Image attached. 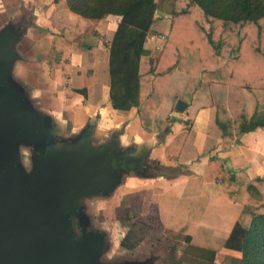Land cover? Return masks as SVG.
Segmentation results:
<instances>
[{"label": "crops", "instance_id": "0c3cea01", "mask_svg": "<svg viewBox=\"0 0 264 264\" xmlns=\"http://www.w3.org/2000/svg\"><path fill=\"white\" fill-rule=\"evenodd\" d=\"M156 2L141 74L153 70L172 32V1ZM120 20L82 19L66 0H0V36L7 32L4 54L9 57L0 86L15 91L38 120L39 136L45 137L43 150L28 149L30 161L18 146L16 165L33 178L36 155L48 151L72 158L85 146L91 165L103 150L115 155L109 184L76 193L68 209L54 218L57 240L67 238L78 247L97 242L95 264H153L152 251L141 259L135 253L136 234L126 219L130 214L145 223L153 218L164 230L190 237L193 247L216 251V257H241L224 244L246 207L222 197L220 181H206L205 173L211 159L219 157L240 178L264 179V129L245 134L232 129L233 146L223 150L225 135L218 123L263 111L264 90L214 83L176 70L153 112V127L146 129L142 108L116 110L110 99L109 44ZM52 64L60 65L53 75ZM190 82L198 85L192 95L186 92ZM180 101L187 104L182 112L177 110ZM186 122L190 134L179 160L171 162L166 149Z\"/></svg>", "mask_w": 264, "mask_h": 264}, {"label": "trees", "instance_id": "16d2710c", "mask_svg": "<svg viewBox=\"0 0 264 264\" xmlns=\"http://www.w3.org/2000/svg\"><path fill=\"white\" fill-rule=\"evenodd\" d=\"M171 1V36L153 70L141 74V59L149 54L145 43L156 21V0H66L70 10L82 19L121 17L109 44L110 99L116 110L142 108L140 120L146 129L153 127V112L160 107L176 70L214 83L264 90V0ZM51 67L53 75L60 65ZM197 88L190 82L186 92L192 95ZM218 123L225 135L222 149L229 150L233 146L232 129L239 134L264 129V111H256L251 117L243 114L238 121L220 119ZM185 124L184 131L166 149L171 162L179 160L190 134L189 122ZM205 180L220 181L222 197L246 207L224 244L241 257L231 256L227 264H264V179L240 178L224 160L213 157ZM185 239L208 264H217L216 251L193 247L191 238Z\"/></svg>", "mask_w": 264, "mask_h": 264}, {"label": "water", "instance_id": "95a60500", "mask_svg": "<svg viewBox=\"0 0 264 264\" xmlns=\"http://www.w3.org/2000/svg\"><path fill=\"white\" fill-rule=\"evenodd\" d=\"M7 37V32L0 36V74L9 59L4 54ZM1 101L9 109L0 106V264H95L97 242L78 247L67 238L57 240L54 218L68 209V200L76 193L109 184L115 155L103 150L91 165L85 146L72 158L48 151L36 155L35 174L28 178L13 161L15 142L18 137L37 140L40 124L13 89L1 87ZM186 106L180 101L177 110Z\"/></svg>", "mask_w": 264, "mask_h": 264}, {"label": "rangeland", "instance_id": "374dc122", "mask_svg": "<svg viewBox=\"0 0 264 264\" xmlns=\"http://www.w3.org/2000/svg\"><path fill=\"white\" fill-rule=\"evenodd\" d=\"M4 103L5 102L1 101L0 106H3L4 109L6 108L8 110L9 108L5 106ZM44 139V136H39L37 140H34V138L26 140L24 137H18L15 142L17 147L15 146L13 155L16 153L19 146L24 158H28L27 160L30 161V158L28 157V155H30L29 150H43L44 147H42V145L45 144ZM14 160L15 156L13 161ZM6 171H9L8 167ZM126 219L127 221L131 220L129 225L133 227L132 232L136 234L132 243L137 246L138 251H135V253L140 259L141 257L146 258V256L152 251L153 253H151L154 255L153 258L155 257L153 264H208L201 252L198 253L195 250L190 249L183 234L164 230L153 218L149 223H145L146 220H144V218H138L135 214H130ZM229 258L230 257L228 256L224 258L222 253L221 256L219 255L216 257L220 262L218 264L227 263Z\"/></svg>", "mask_w": 264, "mask_h": 264}, {"label": "built area", "instance_id": "2783aa9c", "mask_svg": "<svg viewBox=\"0 0 264 264\" xmlns=\"http://www.w3.org/2000/svg\"><path fill=\"white\" fill-rule=\"evenodd\" d=\"M161 38H162L163 40H165V39H166V36L162 35Z\"/></svg>", "mask_w": 264, "mask_h": 264}]
</instances>
